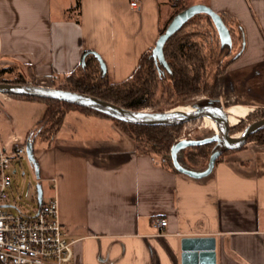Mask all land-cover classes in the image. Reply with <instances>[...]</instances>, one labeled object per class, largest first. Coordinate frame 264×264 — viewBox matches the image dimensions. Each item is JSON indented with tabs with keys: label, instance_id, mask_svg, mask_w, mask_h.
<instances>
[{
	"label": "crops",
	"instance_id": "0c3cea01",
	"mask_svg": "<svg viewBox=\"0 0 264 264\" xmlns=\"http://www.w3.org/2000/svg\"><path fill=\"white\" fill-rule=\"evenodd\" d=\"M190 1L234 20L219 80L236 124L264 107V0ZM171 12L169 0H141L139 8L130 0H0V69L54 87L92 51L110 82H120L154 49ZM45 108L0 92V147L30 140ZM33 155L39 205L57 199L72 264H181L188 236L214 237L216 264H264V143L247 142L196 178L137 151L111 120L71 109ZM159 218L166 226L154 225Z\"/></svg>",
	"mask_w": 264,
	"mask_h": 264
},
{
	"label": "trees",
	"instance_id": "16d2710c",
	"mask_svg": "<svg viewBox=\"0 0 264 264\" xmlns=\"http://www.w3.org/2000/svg\"><path fill=\"white\" fill-rule=\"evenodd\" d=\"M183 1L169 0L173 11L161 27L160 35L167 30L168 23L185 8ZM199 14L208 16L207 23H209L208 26H210L211 31L217 30L212 15L206 12H197L194 16ZM220 16L222 21L227 25L231 35H233L234 20L226 13H221ZM192 19L193 17L187 19L181 27L171 33L162 47L166 64L171 71V86L166 85V81L160 72L158 59L153 50H149L144 52L140 58L135 72L126 78V80L120 82H110L99 54L92 51H84L82 61L69 74L59 76L58 78L55 77V82L59 79H66L68 83L55 85V87L101 97L125 108L135 110H142L152 106L157 91L163 84H165L166 89L162 92L167 96L166 103L168 107L159 108L156 111H165V109L169 110L175 106L185 105L192 98L201 94L206 95L212 103H219L221 97L219 78L227 70L229 60H225L224 55H220L222 53L221 46L217 49L216 45L214 46L212 43L204 45L205 36L202 33L200 36V33L193 29H188L190 26L199 24L198 21H192ZM217 34L219 37V33ZM213 35L212 40L214 38ZM219 38L221 43V37ZM225 54H232V51L227 49ZM6 71L8 70L0 69V73H5ZM0 81L36 85L32 78L21 81L0 79ZM10 96L31 99L46 104L43 117L37 122L34 127L35 129L31 132L30 142H32L33 146L36 141L52 143L61 129L67 113L71 109H77L81 112L97 116L100 115L111 120L127 135L135 139L137 151L151 154L155 158H158L161 163L176 171L179 170L173 164L171 148L180 140L195 139L192 138L191 133L186 131L183 133L182 130L185 124L154 126L127 123L105 112H98L89 107H82L58 98L15 94ZM199 105L195 106L199 107ZM253 111L247 113L245 117ZM262 117H264V113ZM239 123L240 121L231 125L230 131L234 130ZM250 141L264 143V127L250 134L247 142ZM214 143L219 142L214 141L212 143L200 144V146H187L180 151L186 153L185 158H187L192 167H206V162H208L216 150L211 149ZM233 150L235 149L224 148L220 150L221 154L217 159Z\"/></svg>",
	"mask_w": 264,
	"mask_h": 264
},
{
	"label": "water",
	"instance_id": "95a60500",
	"mask_svg": "<svg viewBox=\"0 0 264 264\" xmlns=\"http://www.w3.org/2000/svg\"><path fill=\"white\" fill-rule=\"evenodd\" d=\"M197 12H206L212 15L216 23L220 37L225 41L230 38V31L227 25L222 21L219 13L215 12L205 4L196 3L188 8H185L181 13L177 14L169 23L167 30L159 36L153 53L156 58L161 60L166 66L164 52L162 47L167 37L182 26L183 22L194 16ZM168 67V66H167ZM0 92L8 95H31L37 97L58 98L63 101L71 102L82 107L86 106L95 111L105 112L111 116H115L122 121L131 122L135 124L145 125H178L185 124V122L199 120V118H209L215 121L220 129L214 136L203 137L200 139H186L180 140L171 148L172 159L174 166L182 173L188 174L192 177L201 178L208 175L214 169L215 161L220 156V150H215L211 155L208 167L198 171L190 167H184L179 159V151L187 146L207 144L217 141L222 143L226 149H240L248 141L249 135L257 132V130L264 127V117L253 121L247 125L239 134H232L230 132L231 123H229V114L226 109L221 105H199L190 109H178L175 107L166 111L148 112L147 110H135L125 108L116 103H112L101 97H95L87 93H81L74 90H65L57 87H46L43 85L22 84V83H9L0 81ZM34 146L30 140L27 141V156L35 159L33 155ZM37 168V164H36ZM37 171V170H36ZM38 172V171H37ZM38 191L41 193V186L38 184ZM181 264H216L215 252V238L212 236H188L182 238Z\"/></svg>",
	"mask_w": 264,
	"mask_h": 264
},
{
	"label": "built area",
	"instance_id": "2783aa9c",
	"mask_svg": "<svg viewBox=\"0 0 264 264\" xmlns=\"http://www.w3.org/2000/svg\"><path fill=\"white\" fill-rule=\"evenodd\" d=\"M141 0H130L139 8ZM27 155V142L0 147V264H72L73 240L60 218L58 201L50 198L25 214L12 212L9 200L12 191L14 162ZM159 218L154 225L164 227Z\"/></svg>",
	"mask_w": 264,
	"mask_h": 264
},
{
	"label": "rangeland",
	"instance_id": "374dc122",
	"mask_svg": "<svg viewBox=\"0 0 264 264\" xmlns=\"http://www.w3.org/2000/svg\"><path fill=\"white\" fill-rule=\"evenodd\" d=\"M183 2H184L185 8H188L192 5H196L195 3H191L192 1H190V0H184ZM185 8L183 10H185ZM172 11H173V9H172ZM192 17H193L192 21H196V22L198 21L199 24H197L195 26H190V27H188V29H193L194 31L199 32L200 36L202 33L205 36V39H204L205 41H203L204 45L212 43L214 46L216 45L217 49H219V46H221L220 49H221L222 53H220V55H222V56L225 55L226 50L228 49V47L226 46L225 43H226V40H228V38H226L225 41H223L221 38V43H220V38L218 37L217 30L215 29L214 31L213 30L211 31L210 26H208L209 23H207V21H208L207 15L199 14L197 16H192ZM212 34H214L213 40H212ZM223 42H225V43H223ZM233 42H234V49H235V46L238 44L236 42V37L233 40ZM231 50H232V48H231ZM158 63H159L158 65L160 67L161 75L163 76V78L166 81V85L171 86L172 81H171L170 68L167 67L159 59H158ZM0 79L21 81L23 79H25V80L29 79V77L27 76V73H26V75H24L21 72L13 71V69L11 68L8 70V72L6 71L5 73H0ZM67 81L68 80H66V79H59V80H56V82L54 81L53 84L55 87V85L57 86L60 84L61 85L66 84V83H68ZM165 89H166L165 84L160 86V88L157 91L156 98L154 99L152 106L146 107V108H144V110H147L148 112H155L159 108H167L168 107L167 103H166V97L167 96H165V94H163V92H162ZM187 104H190L192 107H195V105H199V104L200 105H210V104H215V102L212 103L207 98L206 95L201 94L199 96L192 98ZM216 104L221 105L223 108H225V106L228 105V103H226L225 101L222 102L221 100L219 103H216ZM256 108L257 109H255L253 112H251L248 116L242 118V120L237 125V127L230 132L232 134L239 135L247 125H249L253 121H257V119L262 118V115L264 113L263 112L264 107L259 106ZM165 111H166V109H165ZM182 131H183V133L185 131L191 133V135L193 136L192 138H195V139H200L203 137H210V136H214L216 134V131L213 130V128L211 127V124L209 123V120L207 118H199V120L186 122ZM224 148L225 147L223 146L222 143H214V145H212V147H211V149H213V150H215V149L216 150H222ZM185 155H186V153L184 151L179 152V159L181 161V164L184 167H190V168H193L195 170H201V169H205L208 167L207 165H208L209 160H208V162H206V167H202V166L201 167H192L189 164L187 158H185ZM14 168H15V170H14ZM12 170H14V172L12 174V178H13L12 186H13V188H12V191H10L9 200H11V202H10L11 206L8 209L14 213L21 211L22 213L29 214L34 210L35 207L39 206V202H40L39 197H38L39 175H38V172L36 171L37 170L36 160L35 159L33 160L32 158L28 157L27 155H24V156H22V158L20 160H17L14 162Z\"/></svg>",
	"mask_w": 264,
	"mask_h": 264
},
{
	"label": "bare ground",
	"instance_id": "6f19581e",
	"mask_svg": "<svg viewBox=\"0 0 264 264\" xmlns=\"http://www.w3.org/2000/svg\"><path fill=\"white\" fill-rule=\"evenodd\" d=\"M175 108H178V109H190V110H194V108L190 105V104H185V105H180V106H175ZM167 110V109H166ZM207 118V117H206ZM208 120H209V123L211 124V127L213 128V130H215L216 132H220V129H219V126H218V124L215 122V121H213V120H211V119H209V118H207ZM206 122V121H205ZM207 123V122H206ZM237 135V134H236ZM183 163V162H182Z\"/></svg>",
	"mask_w": 264,
	"mask_h": 264
}]
</instances>
